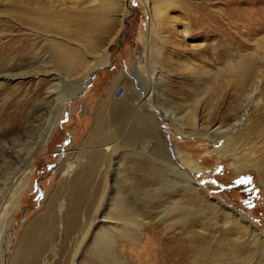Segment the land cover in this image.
<instances>
[{"label": "rangeland", "instance_id": "374dc122", "mask_svg": "<svg viewBox=\"0 0 264 264\" xmlns=\"http://www.w3.org/2000/svg\"><path fill=\"white\" fill-rule=\"evenodd\" d=\"M159 1L0 0L2 264L18 263L25 235L57 193L63 202L57 208L61 222L73 197V178L86 167L96 195L71 208L73 214L78 209L77 232L66 237L62 223L57 226L54 241L35 253L37 264H264V238L218 203L264 231L263 170L239 168L210 142L245 138L255 133L252 121L259 117L262 124L264 119V43L257 42L264 34V0H167L165 15V5L155 8ZM200 8L212 12L211 20L199 21ZM202 23L211 27V39L206 29L201 32ZM207 41L218 42L227 56L216 61L212 52L202 50ZM106 53L108 65L99 67L69 102L66 95L80 87L96 58ZM249 53L255 56H246L250 71L224 67L230 58ZM64 54L79 59L63 64ZM120 84L125 90L117 98ZM255 85L254 94L246 97ZM47 120L55 125L53 132L31 152L14 203L12 172L30 136ZM173 164L201 187L190 191L182 179L168 193L159 179L147 181L179 175ZM70 165L73 170L66 171ZM121 199L139 205L137 222L119 213ZM100 220L105 226L118 222L109 230L113 243L107 239L105 245L125 257L90 248L92 241L98 247L92 232ZM120 225L125 226L119 230Z\"/></svg>", "mask_w": 264, "mask_h": 264}, {"label": "bare ground", "instance_id": "6f19581e", "mask_svg": "<svg viewBox=\"0 0 264 264\" xmlns=\"http://www.w3.org/2000/svg\"><path fill=\"white\" fill-rule=\"evenodd\" d=\"M146 1L149 2V0H146ZM162 1L163 2H161V1L157 2L158 4H156V7H155L156 10L158 9L159 5L160 6H161V4L165 5V3L169 2L167 0H162ZM170 2H173V1H170ZM161 9L165 15L166 5H165V9L163 7H161ZM198 11H199V16H200L199 21H204L205 19L211 20L213 14L211 11H208L207 8H202V9L200 8V10H198ZM160 16H162V14ZM98 19L100 20V22L101 21L104 22L105 18L103 17V18H98ZM160 19H162V18H160ZM156 20L154 18V24L155 25H157L159 23ZM197 20H198V17H197ZM100 22H99V24H101ZM184 27H185L184 32L188 34L191 31L190 24L187 23ZM201 27H202L201 32L206 29L208 39H211V33H212V32L210 33V30H212L211 27L207 23H202ZM262 29H264V28L262 27ZM257 42L258 43H261V42L264 43V34H262V36L257 38ZM202 50L212 52L214 55V59L216 61H220L225 56H227V53L225 52V50L221 49L219 47L218 42L209 43L207 41V43H205L204 46L202 47ZM246 56H248V58H252V59L255 57L254 54H252V53L246 54L244 56L239 55L236 58L232 57L227 61L226 65H224V67L232 68V69L233 68L235 69V67L236 68L243 67V68H245L244 70L247 69L248 71H250V69L252 67V63L250 62V60H248V58H246ZM78 59H79V56L74 57L72 55H67V54L62 55V57H61V61L63 64L75 63ZM96 61H97L96 64L95 63H94L95 65L93 64L94 65L93 70L97 66H102V65H106V64L108 65V63H109L108 53H106L104 56L103 55L98 56L96 58ZM156 67H158V66H156ZM153 68L156 69L155 65L153 66ZM202 71H208L209 72V70H204V69ZM216 74H217L216 72L211 73L210 76L216 77ZM82 82H83V80L81 82H79V84H82ZM256 87H257V85H255L251 89H249L246 97L248 95H251V93L254 94ZM74 91L67 94L66 97L69 98ZM261 98L264 102V93H263ZM70 101L71 100H69V102ZM241 106L243 107L242 104H241ZM168 111L169 110L166 111V109H165V112H168ZM241 115L242 114L237 113L235 116V118L240 122L242 121V118H243ZM256 116H257V114H256ZM56 120H57V122L59 121V119L57 117H56ZM259 120H260V118L257 117V121L255 123H253V121H252V127H250V129H252V131L255 130V133H253V132L250 133L252 135V137L254 138V140L252 139V142H251L250 134H249V136H246L247 138L246 137L244 138L243 136L240 135L239 137L236 138L235 142H232L234 139H226V141H224L223 144L219 143L218 138H211V136H209L210 134H208V132H204L203 136H206L207 138H211V141H210L211 144L215 147V150L218 151V153H220L222 156L231 155L233 157V160L235 161V164L239 168H244V166H246V167L247 166H255L258 169H260V171L263 170V173H264V129L262 128L264 126V119H261L262 124L258 122ZM51 122L52 121L47 120V122L41 126V129L39 130V132H37L34 136H30V139L26 143V149L23 151V153L21 155L22 161L19 164V167L16 168L14 172H12L13 178L15 179V181H14L15 182L14 183L15 184V192H14L15 193V197H14L15 201L13 200L14 203L17 202V198H18L20 192L22 191L25 175L29 169L28 163H29V159L31 157V152L34 150V148L38 144L46 142L47 139L49 138V136L53 132L55 125ZM53 122H54V120H53ZM57 122L55 121V123H57ZM242 141H243V143H242ZM236 148H238L239 151H237ZM63 150H65V149L63 148ZM261 151H262V154L258 155L257 153H260ZM73 166L74 165H70L68 169L66 168V171L73 170V168H74ZM90 166H92V165H90ZM179 168H180V166L177 168V165H176V167L174 165L173 170L175 169L174 171L178 172L180 176L176 175V174H175L176 176H173V175L172 176L171 175H165L162 177L156 176V177L148 178L147 181H150L151 183H155V181L157 179H159L160 184H163V187H160V188H162V190L164 192H168V193H172V192L174 193V191L176 190L175 186H177L178 182L182 179L186 182L184 185L190 191L194 192V191H196L197 188L201 187L197 184L196 180L192 179L193 177L190 174H188L184 170H178ZM88 173H90V168L86 167L82 171V173H80L79 175H77L73 178L72 184L69 187L70 191H71L70 194L73 195V197H70V207H69L68 211L63 215V218L60 219L61 222H59V218H58V214H57V208L59 209V206L60 207L63 206V204H62L63 202L61 203V201H60L61 196H60V194L57 193L51 199L49 206L45 211V214L42 216L41 219H39L38 221L35 222L34 226L31 228L30 232L25 235L23 242H22V251H21L22 256L16 258V259H19L17 264H26V262L28 263L29 261L32 264H37L36 261H37L38 257H35V253H37V252L41 253L43 251V249L47 246L46 244L55 238L56 231L59 230L57 226L61 225V223L63 225V232L65 233L66 237H70L75 232H77L78 225H79V217H78V213H77L78 209L73 214V211H71V208L73 206H75V208L76 207L79 208L81 206V204L83 203V201H87L86 199H90L91 197L95 196L97 193V192H95V190L92 189V186H90L88 183V181H89V178L87 177ZM184 185H182V186L185 187ZM166 187H168V191L164 190V188H166ZM148 190H150V189H148ZM157 191H156V193H157ZM150 192L152 193V195H154L152 190H150ZM192 194L197 196L196 193H192ZM156 196H153V198ZM157 197H159V196H157ZM122 198H124V197H122ZM154 199H156V198H154ZM150 202H152V201H150ZM217 202H218V200H217ZM218 203L220 205L224 206L226 209H228L229 214L235 216L240 223H243L242 224L243 226L247 225V226H249V228L250 227L253 228L255 231L259 232V235L261 238H264V231H261L257 225L251 224V222H249L248 219L243 217L241 215V213L228 208L223 202L219 201ZM150 204L154 205L152 203H150ZM11 206H13V204ZM138 206L139 205L134 206L133 204L126 202V200L121 199L120 205H119V213L122 216H124L125 218H127V220L130 219L133 222H137V220L135 219V216L137 215L136 213L138 211V209H137ZM178 211L179 210L177 208V212ZM3 212H2V214H3ZM232 212H234V214H232ZM122 216H120L121 217L120 220L121 219L125 220V218H123ZM227 219L229 220L228 216H227ZM117 220H118V218H117ZM105 223H106L105 220H100L98 231L92 232V234H94V237L99 239L98 247L100 245H105V243H107L106 242L107 239H109V241H111L113 243L112 237H111L112 234L109 233V230H110V228H118L119 227V225L117 224L118 222L117 223H110L108 226H105ZM124 226L125 225H122V226L120 225L119 230H121ZM4 228H5V225L3 223V225L0 228V264H2V261L4 259V255L6 252V248L4 247L5 238H3ZM106 234H107V237L104 236ZM124 234H125V232H124ZM132 235L134 237L137 236L136 233H134V232ZM103 237H105V238H103ZM98 247L95 245V242H93V241L91 242L90 248L93 251L96 250L98 252H101L102 254H107L108 252H110L112 254V251H114V256L125 257L124 255H120L113 246H111L109 248L108 245H105L103 248H100V249ZM39 258H40V255H39ZM100 259H103V258L100 257Z\"/></svg>", "mask_w": 264, "mask_h": 264}, {"label": "water", "instance_id": "95a60500", "mask_svg": "<svg viewBox=\"0 0 264 264\" xmlns=\"http://www.w3.org/2000/svg\"><path fill=\"white\" fill-rule=\"evenodd\" d=\"M99 67H103V66H97V67L92 71L91 74H89L87 77L84 78V80H83L81 86H80L79 88H77V89L71 94V96H70V100H72L74 97H76L77 95H79V94H81V93L83 92V90H84V88H85V85H86V82L94 76L96 70H97ZM67 113H68V112L65 113V116L61 119V122H63V121L65 120V118L67 117ZM69 136H71V135H69ZM67 141H68V140H64V141H63V143H62V148H64V145L67 143Z\"/></svg>", "mask_w": 264, "mask_h": 264}, {"label": "built area", "instance_id": "2783aa9c", "mask_svg": "<svg viewBox=\"0 0 264 264\" xmlns=\"http://www.w3.org/2000/svg\"><path fill=\"white\" fill-rule=\"evenodd\" d=\"M124 90H125V86L123 84L118 85L115 91L116 96L121 97L122 94L124 93Z\"/></svg>", "mask_w": 264, "mask_h": 264}, {"label": "crops", "instance_id": "0c3cea01", "mask_svg": "<svg viewBox=\"0 0 264 264\" xmlns=\"http://www.w3.org/2000/svg\"><path fill=\"white\" fill-rule=\"evenodd\" d=\"M109 83H110V85H111V87H112V90L115 89V83H116V82H115V79L111 78L110 81H109ZM114 95H115V94H114ZM115 97H117V96H115ZM117 98H118V97H117Z\"/></svg>", "mask_w": 264, "mask_h": 264}]
</instances>
